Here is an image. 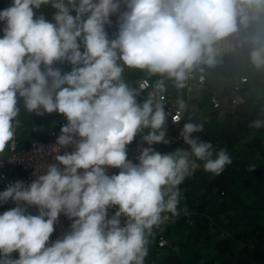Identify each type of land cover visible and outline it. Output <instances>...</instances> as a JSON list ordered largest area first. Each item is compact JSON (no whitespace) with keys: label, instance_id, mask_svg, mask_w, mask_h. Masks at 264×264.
<instances>
[{"label":"clouds","instance_id":"9594fccd","mask_svg":"<svg viewBox=\"0 0 264 264\" xmlns=\"http://www.w3.org/2000/svg\"><path fill=\"white\" fill-rule=\"evenodd\" d=\"M49 5L52 21L37 16ZM0 25V166L38 141L16 148L22 114L66 121L47 153L35 146L54 162L31 183L0 177V206L14 205L0 214V264H146L151 238L181 215L186 179L233 164L228 149L201 138L203 123L169 135L165 81L183 90L196 71L242 53L264 71V0H11ZM126 70L159 79L144 92L148 82L132 86ZM178 105L182 113L184 98ZM249 127L264 130V109ZM138 137L147 146L133 162ZM177 138L183 147H155ZM61 215L70 230L50 242Z\"/></svg>","mask_w":264,"mask_h":264},{"label":"trees","instance_id":"16d2710c","mask_svg":"<svg viewBox=\"0 0 264 264\" xmlns=\"http://www.w3.org/2000/svg\"><path fill=\"white\" fill-rule=\"evenodd\" d=\"M10 4L11 0H0V11ZM50 8L42 6L37 16L43 14L52 21ZM115 21L113 17L110 36L116 31ZM201 76L204 83L199 82ZM125 77L132 86L144 79L151 91L159 79L135 70H126ZM165 84L174 101L184 98L187 104L181 126L175 128L169 123V135H179L183 123H203L201 138L217 149H228L233 164L219 177L213 178L200 168L186 179L181 185V215L156 231L146 264H264V130L249 127L264 109V89L262 93L257 89L264 86V71L253 68L242 53L226 56L217 67L206 68L203 73L196 71L183 90L176 89L171 81ZM190 86L197 95L188 96ZM237 95L245 101L236 104ZM213 98L219 107L214 106ZM21 121L18 149L29 147L35 140L47 141L63 120L55 114L43 118L22 114ZM155 147L165 152L183 146L177 142L169 149ZM249 165H255L256 171L249 172ZM31 211L36 214L35 209ZM162 238L167 245L159 249Z\"/></svg>","mask_w":264,"mask_h":264},{"label":"built area","instance_id":"2783aa9c","mask_svg":"<svg viewBox=\"0 0 264 264\" xmlns=\"http://www.w3.org/2000/svg\"><path fill=\"white\" fill-rule=\"evenodd\" d=\"M205 78L201 80L199 79L200 83H204ZM145 80H141L138 82L137 86L143 84ZM149 85L144 89V92L148 90ZM187 87V86H186ZM185 87V88H186ZM192 86L188 88V90H191ZM143 97V95L141 96ZM140 97V98H141ZM172 93H166L164 94L162 103L165 106V110L168 113L169 121L170 123L177 128L182 123V118L184 111L181 113L179 111V105L178 102L173 100ZM213 103L215 107H219L218 100L213 98ZM174 116H180V122L179 123H172V117ZM66 121H62L51 133V138L49 142H36L34 143L30 148L25 150H18L14 151L12 155L9 157L7 161L8 167H4L3 165L0 166V177H6L9 181L15 182L17 180L24 181L25 183H31L36 177L33 175L36 168L41 163H53L54 158L50 154H46L43 159H41V156L36 152V145L42 146L45 149V153L48 152L49 146L53 145L55 143L56 137L60 134V127L63 123ZM138 143H133L128 147V156L129 159L133 162H137V157L140 154V148L146 147L147 145H143L140 142V138L138 137ZM177 142L183 143L182 140H179L177 138ZM118 169H110L109 174L118 173ZM10 173H13L12 175H9ZM5 188L4 184H0V191H3ZM14 207L12 203H9L7 205L0 206V214L7 211L9 208ZM71 221L61 215L60 221L56 226V230L51 237L50 242H54L57 239H61L65 233H67L70 230ZM165 242H160L159 246L163 247Z\"/></svg>","mask_w":264,"mask_h":264},{"label":"rangeland","instance_id":"374dc122","mask_svg":"<svg viewBox=\"0 0 264 264\" xmlns=\"http://www.w3.org/2000/svg\"><path fill=\"white\" fill-rule=\"evenodd\" d=\"M257 89H258V91H259L260 93H262V92H263V89H264V86H262L261 88L257 86ZM250 95H251V94H250ZM263 96H264V92H263Z\"/></svg>","mask_w":264,"mask_h":264}]
</instances>
